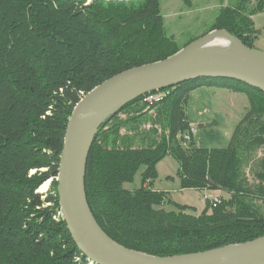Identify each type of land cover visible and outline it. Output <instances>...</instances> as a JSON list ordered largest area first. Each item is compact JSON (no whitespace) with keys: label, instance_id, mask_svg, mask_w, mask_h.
Segmentation results:
<instances>
[{"label":"trees","instance_id":"obj_1","mask_svg":"<svg viewBox=\"0 0 264 264\" xmlns=\"http://www.w3.org/2000/svg\"><path fill=\"white\" fill-rule=\"evenodd\" d=\"M261 12L264 0L222 1L205 33L224 29L253 48L252 16ZM183 46L166 35L159 0H0V264H90L59 214L54 177L68 118L104 80ZM200 87L247 100L225 147H196L193 138L183 144L188 97ZM163 90L168 94L158 102L137 96L98 126L84 174L96 223L119 245L154 256L263 236L264 93L226 78ZM165 157L178 163L180 190L221 191L226 198L210 195L200 213H188L195 208L154 187ZM141 167L140 186L124 188ZM49 178V189L39 193Z\"/></svg>","mask_w":264,"mask_h":264},{"label":"water","instance_id":"obj_2","mask_svg":"<svg viewBox=\"0 0 264 264\" xmlns=\"http://www.w3.org/2000/svg\"><path fill=\"white\" fill-rule=\"evenodd\" d=\"M218 34L232 40L235 48L206 47ZM196 78L236 80L264 93V52L246 47L224 29H211L162 60L111 76L74 105L64 130L54 180L60 217L76 248L90 264H264V235L207 251L154 256L113 241L89 209L84 190L85 165L100 123L137 96Z\"/></svg>","mask_w":264,"mask_h":264},{"label":"rangeland","instance_id":"obj_3","mask_svg":"<svg viewBox=\"0 0 264 264\" xmlns=\"http://www.w3.org/2000/svg\"><path fill=\"white\" fill-rule=\"evenodd\" d=\"M223 5H231L234 0H159L160 14L164 21V28L167 36H172L178 45L183 46L190 39L203 35L205 31L213 24ZM86 0V3H89ZM254 29L257 31V37L252 47L255 50L264 52V12L255 14L253 17ZM199 92V91H197ZM201 92V91H200ZM191 93V92H190ZM245 98V97H244ZM220 103L206 94L191 93L186 105V114L188 122L196 128L193 134V146L206 148L225 147L228 142V133L240 117L242 108L236 107L220 109ZM235 122V123H234ZM202 123V125H199ZM178 163L171 157H165L158 165V173L163 184H168L173 189H179V181L176 177ZM141 167L132 182L125 183L124 188L132 190L140 186V174L143 171ZM172 175V179L166 177ZM168 182H164V180ZM52 178L45 180L47 186L41 192L40 185L38 192L45 194L49 189ZM204 193L197 191H181L172 193V198L180 203L195 207V211L187 210L188 213H200L205 205ZM207 194V193H206ZM210 196V194H207ZM44 199V196H42Z\"/></svg>","mask_w":264,"mask_h":264},{"label":"crops","instance_id":"obj_4","mask_svg":"<svg viewBox=\"0 0 264 264\" xmlns=\"http://www.w3.org/2000/svg\"><path fill=\"white\" fill-rule=\"evenodd\" d=\"M197 91H199V92H197ZM191 93H201V94H206V95L211 96L214 99V101L220 103V105H219V108L220 109H222V108L223 109H225V108L228 109V108L236 107L237 105H239V107L242 108V111L240 113L239 119L243 115L244 110H245V108L247 106V100H246V98H244L245 97L244 95L239 94V93L230 92V91H228L226 89H216V88H209V87H200V88H197V89L191 91ZM191 93L189 94L188 100H189V98L191 96ZM239 119H237V121ZM199 125H202V123H199ZM231 131H232V129H231ZM231 131H229L228 136H230ZM160 162L157 164V170H158V165L160 164ZM158 176L160 177L159 173H158ZM168 176H172V175H168ZM171 180H174V179H171ZM164 182H168V180L165 179ZM154 187L156 189H158V190H163V191L169 192V197L173 201H175V200L172 198V195L171 194L174 193V192L195 191V190L173 189V187H170L168 184H163L162 180H159V184H157V180H156L155 183H154ZM197 192H199L200 194L202 193L200 191H197ZM207 194L216 195V196H220V197H224V198H226V196H227L225 193H223L221 191H213V193H207ZM184 205H187V204H184ZM187 206H189V205H187ZM202 206L204 208V205H202ZM193 208H195V207H193Z\"/></svg>","mask_w":264,"mask_h":264},{"label":"built area","instance_id":"obj_5","mask_svg":"<svg viewBox=\"0 0 264 264\" xmlns=\"http://www.w3.org/2000/svg\"><path fill=\"white\" fill-rule=\"evenodd\" d=\"M168 91L167 90H163V89H159V90H155V91H151V92H147L141 95V100L144 103H147L149 105L153 104L154 102H158L163 96L167 95ZM196 128L194 125H191L186 132H184L183 134V144H186L187 142H189L192 137L193 134L195 133ZM203 198L204 201L206 202V200L209 199V196L207 194H203Z\"/></svg>","mask_w":264,"mask_h":264},{"label":"bare ground","instance_id":"obj_6","mask_svg":"<svg viewBox=\"0 0 264 264\" xmlns=\"http://www.w3.org/2000/svg\"><path fill=\"white\" fill-rule=\"evenodd\" d=\"M236 44L226 37L222 35H216L214 36L210 41L207 42L206 47H212V48H235ZM47 186V182L42 184L40 186L41 192L45 189Z\"/></svg>","mask_w":264,"mask_h":264}]
</instances>
